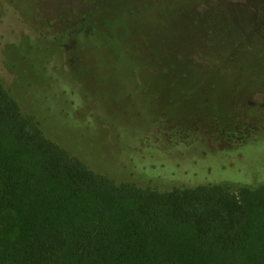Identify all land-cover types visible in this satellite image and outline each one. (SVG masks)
Masks as SVG:
<instances>
[{
  "label": "trees",
  "instance_id": "1",
  "mask_svg": "<svg viewBox=\"0 0 264 264\" xmlns=\"http://www.w3.org/2000/svg\"><path fill=\"white\" fill-rule=\"evenodd\" d=\"M257 1L240 10L233 0L102 3L119 12L124 30L132 34V47L120 45L119 50L131 51L127 60L138 67L133 74L139 78L140 93L151 78L176 85L183 106L176 114L207 122L216 129L211 136L229 137L223 150H232L255 142L256 133L264 135V10ZM40 2L0 0V60L7 44L35 61L43 51L55 50L47 57V67L74 79L66 54L81 39L111 49V39L99 29L62 33L35 24ZM10 14H18L29 31L4 27ZM158 51L167 52V60ZM57 52L62 53L59 59ZM49 76V84L58 83ZM146 109L138 129L114 131V139L123 140L122 155L110 159L118 161L110 167L102 165L104 153L87 139L69 148L49 139L41 121L22 112L0 73V264H264V181L253 187L242 184H255L263 177L234 180L237 184L199 181L163 187L161 175L171 170L182 176L193 169L197 180L203 177L204 170L188 164L196 165V159L214 149L202 133L155 131V122L161 127L164 122L159 113L167 111ZM62 112L67 129V119L75 121V110L70 117ZM238 121L258 122L255 130L238 138ZM132 136L144 142L145 150L131 149ZM146 149L169 158L181 151L183 159L189 152L196 159L190 163L178 157L167 172H146L150 176L145 182L137 176L118 179L124 169L140 166L135 156L142 160L155 152Z\"/></svg>",
  "mask_w": 264,
  "mask_h": 264
},
{
  "label": "rangeland",
  "instance_id": "2",
  "mask_svg": "<svg viewBox=\"0 0 264 264\" xmlns=\"http://www.w3.org/2000/svg\"><path fill=\"white\" fill-rule=\"evenodd\" d=\"M233 1L239 2L240 10V6L257 0ZM257 3L263 6L260 8L262 12L264 3L259 0ZM262 17L264 19V15ZM249 18L251 14H247L246 19ZM33 22L37 25H50L54 31L62 33L81 28L99 29L107 39H111L109 45L111 49L104 50L100 48L98 42L91 39L84 40L81 39V35L78 36L81 40L72 50L74 53L70 50L66 54L70 74L74 79L60 69L51 70L47 67V57L51 58L55 50L52 53L48 50L43 51L35 61L33 56L24 57L12 44L2 48L0 73L4 86L17 99L23 113L33 114L41 121L43 132L49 139L66 148L75 144L80 138L87 139L97 147L96 149L99 148L104 153L101 155L103 162L96 157L102 165L114 167L117 166L118 161L112 162L110 159L120 158L122 151H119V147L123 144L122 139H114V131L138 129L139 120L147 113L146 108L161 107L169 114L163 111L159 113L160 117H164V122L162 127L155 122V131L175 130L178 134L187 132L186 136L193 132L202 133L200 136H205L209 147L214 149L213 152H208L198 159L193 154L186 153L187 158H185L190 163L195 161L194 159L198 161L196 165L188 164V166L191 169L196 167L201 172L204 170L203 177L197 180L196 171L193 169L189 175L186 172L182 176L172 173L171 169L174 168L172 160L179 161L180 157H182L180 160H185L181 156V151H173L174 154L169 155L171 159L162 151L146 149L147 152H155L142 160L135 156L134 162L140 166L136 169L135 167L130 170L124 169L120 174L121 177L117 175L118 179L127 181L138 177L140 181L145 182L150 176L145 174L146 172L158 170L164 173L171 170L168 171L167 176L161 175L163 187L175 183L197 184L199 181L237 184L238 180H251L262 176L263 178L255 184L242 183L253 187L264 181V135L256 133L255 142L235 146L232 150H228L229 148L223 150V147H227L229 137L211 136L216 129L207 122L189 117L187 113L176 114L183 108L178 102L176 85L159 77L151 78L144 93H140L137 88L139 78L133 74L134 69L138 67L131 65L127 60L131 51L119 50L120 45L132 47V34L130 30H124L125 24L121 15L111 10L110 3L103 4L102 0H41ZM8 26L16 30L29 31L28 25L18 14H10L7 17L4 27ZM117 37H120V42L117 41ZM30 41L35 42V40ZM134 52H137V49ZM158 53L167 60L165 56L167 52H164V55L159 51ZM57 54L56 58L59 59L62 53L57 52ZM49 75L57 78L58 83L49 84ZM67 96L70 99L68 102ZM229 98L233 101L231 96ZM62 101L65 104L62 105ZM99 103L102 104V108L98 107ZM74 110L75 121L67 119L66 129L60 111H65L66 113L62 112L63 115L70 117L68 113L71 115V111ZM171 114L176 115L171 116ZM257 122L238 121L234 126L235 135L237 134L239 138L247 134L250 129L255 130ZM90 126L94 130L89 131ZM128 145L136 152L145 150L144 142L139 141L138 138L134 139L133 136L129 139ZM101 152H97L96 155ZM152 165L155 169L151 167Z\"/></svg>",
  "mask_w": 264,
  "mask_h": 264
}]
</instances>
